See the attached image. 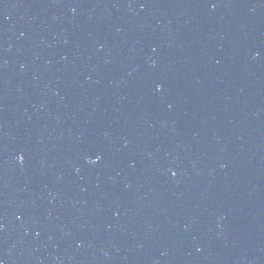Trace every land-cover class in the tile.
Instances as JSON below:
<instances>
[{"label":"water","instance_id":"1","mask_svg":"<svg viewBox=\"0 0 264 264\" xmlns=\"http://www.w3.org/2000/svg\"><path fill=\"white\" fill-rule=\"evenodd\" d=\"M0 264H264V0H0Z\"/></svg>","mask_w":264,"mask_h":264},{"label":"snow or ice","instance_id":"2","mask_svg":"<svg viewBox=\"0 0 264 264\" xmlns=\"http://www.w3.org/2000/svg\"><path fill=\"white\" fill-rule=\"evenodd\" d=\"M162 87H163L162 85H158L157 90H161ZM19 159L23 160V156H20ZM97 159H99V158H97ZM172 174L175 175L176 173H172Z\"/></svg>","mask_w":264,"mask_h":264}]
</instances>
